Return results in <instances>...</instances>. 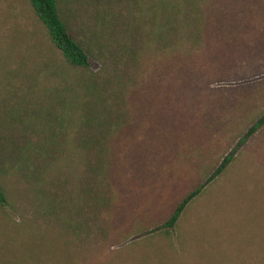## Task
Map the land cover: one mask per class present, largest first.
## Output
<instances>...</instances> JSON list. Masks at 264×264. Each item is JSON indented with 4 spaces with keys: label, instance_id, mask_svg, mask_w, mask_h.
Instances as JSON below:
<instances>
[{
    "label": "trees",
    "instance_id": "1",
    "mask_svg": "<svg viewBox=\"0 0 264 264\" xmlns=\"http://www.w3.org/2000/svg\"><path fill=\"white\" fill-rule=\"evenodd\" d=\"M24 2L32 24L14 35L3 36L1 45L4 42L7 50L6 66L18 64L17 55L22 63L32 65L28 79L34 85L26 93L38 96L37 110L50 115L48 122L54 128L44 146L33 152L43 161L40 176L48 182H69L85 173L89 180L87 186L71 195L72 203L65 204L67 212L80 208V192H86L88 198L98 186L112 190V196L88 199L91 208L96 210L103 204L115 210V198L144 187L155 192L158 185L174 183L175 173L183 169L180 162L187 167L185 174L195 175L182 198L171 200L169 215L160 228L139 239L128 241L147 230L144 223H138V217L131 227H111L106 237L109 242L96 250L89 243L92 231L87 223L85 228L80 225L75 218L77 212L70 213L66 226L52 234L33 233L38 240L43 233L53 244L52 249L40 252L38 264H264L259 255L227 261V245L214 226H202L196 234L188 229L193 217L213 223L214 215L205 210L225 193L226 182L221 179L228 163L264 124L262 114L215 169L211 155L198 144L200 134L212 122L211 113L223 107L224 93L211 90L210 85L243 77L234 68L238 58L264 52V29H258V23L264 24L259 22H264V0H131L139 5L143 17V40L133 54L137 75L126 84L103 78L100 74L104 70L92 71L87 48L73 37L61 15L63 0ZM99 14L104 21L103 10ZM135 16L138 19V14ZM255 68L253 65L244 72L257 71ZM117 94L126 106L114 120L109 105ZM188 98L198 105L194 113L183 105ZM243 106L241 101L235 105L241 118L247 113ZM249 119L246 114L245 120ZM144 139L150 145L138 143ZM150 158H157L154 169L148 163ZM167 158L174 160L163 167L162 160ZM199 199L205 200L199 209L204 215L192 211ZM9 205L8 186L0 176V209ZM187 217V224L181 225ZM217 237L222 243L218 248L214 246ZM81 249L87 252L83 258L78 257L85 255Z\"/></svg>",
    "mask_w": 264,
    "mask_h": 264
},
{
    "label": "rangeland",
    "instance_id": "2",
    "mask_svg": "<svg viewBox=\"0 0 264 264\" xmlns=\"http://www.w3.org/2000/svg\"><path fill=\"white\" fill-rule=\"evenodd\" d=\"M24 1L0 0V176L6 182L10 194V205L0 209V264H38L40 252H47L48 247L52 249L53 244L43 233L39 240L38 237L33 238V233L47 231L49 235L50 231L52 234V231L66 226L71 218L70 213L77 212L75 218L80 225L85 228L87 223L86 226L90 227L93 238L89 243L96 250L109 242L106 237L111 227H131L138 217L141 218L138 223H144L147 230L132 236L128 241L160 228L162 220L169 215L171 200H180L195 180L194 174H185L187 167L183 162H180L182 171L175 173L174 183L158 185L155 192H149L144 187L129 196L125 194L115 198V210L103 204L97 206L96 210L91 208L88 199L92 200L95 196L110 199L112 196V190L98 186V191L89 194L88 198L84 196L86 192H80L83 194L82 198L77 199L80 208L69 213L65 204L72 203L71 195L76 190L87 186L89 180L85 173L69 182H48L40 176L43 161L33 152L44 146L45 139L54 128L48 122L50 115L37 110L38 96L26 93L34 85L28 79L33 73L32 65L22 63L21 56L17 55L19 63L6 66L7 50L4 42L1 45L3 36L14 35L18 29L27 28V24L31 23L30 12ZM62 3L64 8L61 15L68 22L73 37L87 48L92 71L97 73L104 70L105 73L100 76L110 79V82L117 79L119 84H126L133 79L137 75L133 54L143 40L140 28L143 17L140 18L139 5L131 0H111V3L104 0H63ZM102 10L104 21L102 14H99ZM135 14H138V19ZM258 26V29H264V24L258 23ZM245 39L251 41L253 37ZM235 65L236 73L243 74V77L217 80L210 85L211 90L219 89L224 93L220 98L223 107L211 113L209 120L212 122L200 134L198 141L211 155L213 168H217L223 157L238 145L253 122L264 114V52L244 55L238 58ZM253 65L257 71L248 69V72H244ZM191 99L188 98L183 105L194 113L198 105ZM111 101L109 108L116 120L125 110L126 103L120 94L111 98ZM238 101L244 102L243 108L249 120H245L246 114L241 118L242 113L235 107ZM173 121L176 122L175 119ZM214 122L216 125L213 128ZM142 142L150 145L147 139L138 141ZM233 156L221 179L226 182L225 193L205 210L206 214L214 215V224H207L200 217H187L181 225H186L190 219L188 229L191 234H196L195 231L202 226H214L216 233L222 235L223 244L227 245V261L233 257L250 258L255 255L261 259L264 258V124ZM156 159L150 158L148 163H151V169L156 167ZM173 160H162V166L166 167ZM231 181L239 182L227 185ZM201 201L205 202L199 199L192 209L194 215H204L199 210L202 209ZM221 244L220 237H217L214 246L218 248ZM83 253L84 256L81 253L78 257L87 255V252Z\"/></svg>",
    "mask_w": 264,
    "mask_h": 264
}]
</instances>
